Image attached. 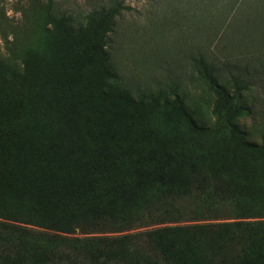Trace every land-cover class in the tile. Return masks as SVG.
<instances>
[{
  "label": "trees",
  "instance_id": "obj_1",
  "mask_svg": "<svg viewBox=\"0 0 264 264\" xmlns=\"http://www.w3.org/2000/svg\"><path fill=\"white\" fill-rule=\"evenodd\" d=\"M68 2L26 0L15 25L0 11L6 61L26 74L0 78V264H264V65L214 32L230 4L175 5L165 21L221 39L224 59L192 44L178 55L189 76L143 90L111 61L124 8ZM256 13L246 26L264 46Z\"/></svg>",
  "mask_w": 264,
  "mask_h": 264
},
{
  "label": "rangeland",
  "instance_id": "obj_2",
  "mask_svg": "<svg viewBox=\"0 0 264 264\" xmlns=\"http://www.w3.org/2000/svg\"><path fill=\"white\" fill-rule=\"evenodd\" d=\"M68 10L72 12H87L91 10L96 3H101L102 0H68ZM106 1V0H105ZM114 0H111L113 2ZM124 9L121 17L117 20L115 30L116 32L112 36L111 61L116 70V73L120 77L125 78L127 86L139 85L143 90L145 87L155 88V82L158 80L165 81L168 78L170 80L185 79L184 76L190 75L188 65V57H178L183 54L182 50L188 48L190 45H197L202 41L201 46H205V49L214 50V54L223 58L225 54L221 49V45L215 37L205 38L200 35L199 41L197 40V34L193 33L191 40H185L180 35V30L168 24L165 18L168 17V12L175 6L188 8L189 15H192V9L195 8L197 0H115ZM225 4H230L224 10L222 19L226 18L229 21L221 28L218 22L215 24L217 35L223 31L228 40L232 41L234 45H238L241 42L242 58L251 59L257 61L259 64L264 65V46L260 45L257 41V37L260 34L258 30H253L246 26V20L249 16H256L257 11H262V8L257 9L258 4L264 5V0H223ZM26 3V0H1L0 11H2L6 17H8L10 23L19 24L21 15L15 9ZM112 5V4H111ZM183 6V8L181 7ZM234 6V8H232ZM235 9V11H234ZM196 10V9H194ZM194 12V11H193ZM197 17L195 18V21ZM130 24L134 26L128 31L124 40H127L123 44V50L120 52L119 42H122L123 38L120 37L121 32L127 29ZM203 28V25H201ZM79 27H72L71 33L84 39L82 34L77 32ZM64 28H58L54 31L52 44H56V49L62 43V35L64 34ZM237 30H242L244 34H241V41L232 39L233 33ZM116 34V35H115ZM215 34V36H216ZM119 36V37H118ZM237 36V34H236ZM250 38L252 41H250ZM232 39V40H231ZM238 41V44H237ZM228 41L226 42V46ZM233 45V46H234ZM240 47V45H239ZM234 48V47H233ZM80 53V47L75 49ZM51 53L46 57H53L55 50H50ZM80 51V52H79ZM54 53V54H53ZM68 53V52H67ZM77 53V54H78ZM223 54V55H222ZM70 55V53H68ZM6 53L3 48V41L0 38V78H4L5 81H18L17 76H26L24 68L20 63H9L6 61ZM57 60L63 59L64 56L56 55ZM251 57H254L252 59ZM232 59L233 57H226ZM260 64V65H261ZM258 65V64H257ZM259 70L264 72L262 67ZM92 74L97 77L101 75V69L98 65H92ZM264 77V75H262ZM0 87H6V84L0 83ZM110 84L105 86L106 90H109ZM135 91V90H134ZM133 92V94H135ZM252 115V118L260 120L256 111ZM246 127L250 126L251 121L249 119L243 120ZM264 157V150L261 154Z\"/></svg>",
  "mask_w": 264,
  "mask_h": 264
}]
</instances>
